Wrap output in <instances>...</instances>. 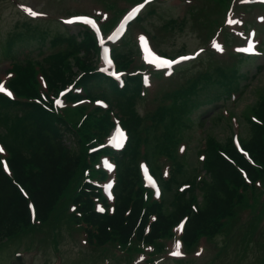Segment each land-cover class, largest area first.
<instances>
[{"label": "trees", "instance_id": "16d2710c", "mask_svg": "<svg viewBox=\"0 0 264 264\" xmlns=\"http://www.w3.org/2000/svg\"><path fill=\"white\" fill-rule=\"evenodd\" d=\"M206 1L217 7L228 4V0ZM157 5L151 4L146 15L155 12ZM206 10L203 6L192 11L194 24L204 23L202 18ZM175 26V23L166 22L164 28L172 30ZM84 36L81 40L75 36L66 38L63 49L51 54L43 69L52 87L62 86L73 78L74 61L78 70L84 72L81 82L87 91L94 97H106L122 112L131 138L126 148L114 155L118 163L114 211H97L96 199L106 201L105 196L100 188L86 181L85 175V168H90L89 175L95 177L99 173L95 165L101 154L109 152L106 148L92 153L90 147L103 141L114 124L112 110L98 108L86 112L85 107H80L74 113L78 118L86 113L85 118L81 123L76 119L75 125H69L65 117L38 103L12 101L0 95V139L7 147L12 170L11 174L5 172L0 154V239L13 238L33 228H51L59 232L64 225L74 228L75 224L83 222L89 241L95 246L104 247L102 245L117 241L126 245L130 239L154 242L158 237H172L175 225L183 217H187L183 239L188 249L202 238H214L218 233L229 236L235 230H242L245 235H253L264 216V89L260 86L258 100L242 111L245 120L242 139L256 158L257 166L238 155L231 138L226 145V150L248 168L253 178L251 184L231 162L217 153L213 142L204 164L207 175L200 179L197 165L192 171L188 170L189 150L179 158L177 149H173L191 127L197 106L215 103L229 97L233 90H242L241 59L221 62L202 57L201 61H206L207 65L188 75L189 68L186 72L179 71L180 80L187 77L184 82L187 84H180L172 89L173 92L164 94L153 116H143L136 106L138 99H144L140 77H129L127 86L120 89L109 77L94 71L98 52L96 40L87 30ZM124 45L129 52L120 49L117 58L120 65L127 67L136 51L131 37L123 40ZM31 65L30 60L19 64L12 84L22 95L39 96L35 69ZM156 96L160 98L159 94ZM251 113L263 119V123L253 122ZM143 145H146L145 151ZM162 151H169L177 169L169 181L164 180L166 187L159 202L145 197L147 189L143 185L139 160L148 159L159 173L158 160ZM183 182L191 185L180 191ZM19 184L27 189L28 196L23 194ZM251 194L255 196L256 206L250 203ZM30 199L35 203L39 224L31 221ZM72 202L77 207L74 212H70ZM238 206L241 209L251 206L248 223H241ZM152 213L157 217L146 239L143 227Z\"/></svg>", "mask_w": 264, "mask_h": 264}, {"label": "rangeland", "instance_id": "374dc122", "mask_svg": "<svg viewBox=\"0 0 264 264\" xmlns=\"http://www.w3.org/2000/svg\"><path fill=\"white\" fill-rule=\"evenodd\" d=\"M36 1L40 9L49 10L55 14L66 12L68 8L66 5L67 0ZM107 1L111 2V0ZM21 2L33 1L0 0V41L7 39L9 35L23 30L24 23H26L25 19L28 17L21 12V7L18 6ZM188 2V0H169L164 2L157 7L156 12L152 16L143 21L146 28L153 33H157L159 37L155 40L157 47L170 54H178L179 51L192 52L195 49L206 45L205 39L208 31H201L196 28L191 14L186 10ZM172 16L177 20L183 19L184 17L185 19L179 24L176 23L175 28L171 32H168L165 29H162L161 31L156 29ZM250 17L254 18L255 16L251 14ZM29 20L40 28L47 27L50 36L55 35L58 31L65 30V28L59 23H50V21H38L35 19ZM71 28L68 29L71 31H77L79 26L75 25L71 26ZM259 31L264 34V26H259ZM50 38L51 37H48L45 40L38 36L31 37L29 42H20V40H17L14 44L15 54L21 59L27 56L42 58L52 49L49 45ZM249 43L251 44V39H249ZM5 51L7 50L5 49ZM9 68H11V66L8 60H0V77H4L6 74L5 72ZM74 70L75 69H73V71ZM243 70L248 75V77H244V80L245 83L249 85V91L245 100L239 102V106L237 105L234 107L236 111L238 109V112H240V110L243 111L249 103L258 100L256 95L257 89L260 88V86L264 89V55L258 57L254 62H245ZM221 104L223 105L222 100ZM226 104H228V102ZM137 106L143 112L146 109L147 102L140 101ZM217 106L218 104L204 106L201 113L205 117L204 121L209 134L211 133V135L220 142L227 144L230 134L229 122L224 119L215 118L216 112L218 111ZM193 162L194 160L191 161L192 164ZM44 233L45 228H33L28 237L7 241L5 238L0 239V264H57L58 259H60L61 264H106L105 261L109 262L108 264H118V262L113 260L116 259L115 251L111 254H107V250L104 248L100 250V253L99 251H92L91 247L84 243L83 235H70L67 230V225H64L62 228L63 237L60 239L58 245L56 244L57 240L54 236L48 237L47 239L45 237L46 240L44 239L45 241H43V243L40 242L37 243V245L32 244V241L36 237H42ZM260 239H263L264 241L261 232L255 236L252 234L245 235L242 231L234 241L232 240L233 242H229L230 245L228 248H225L222 254L217 257L216 250L225 243V236L218 235L215 239L216 243H214V241L212 242L213 246L208 252L197 251L195 253L196 256L193 257H188V255H186L185 261H183L182 264H264V250ZM36 241L37 239L35 242ZM22 249H26V251ZM18 255L24 256L22 260L23 262L18 260ZM171 256L172 254H170V257ZM170 257L165 260V264L181 263ZM119 264H132V261L127 259L121 260Z\"/></svg>", "mask_w": 264, "mask_h": 264}, {"label": "snow or ice", "instance_id": "6c2138e0", "mask_svg": "<svg viewBox=\"0 0 264 264\" xmlns=\"http://www.w3.org/2000/svg\"><path fill=\"white\" fill-rule=\"evenodd\" d=\"M142 7V6H141ZM26 11H28V13L30 14V15H32V16H37V15H40L39 13H36V12H34V11H32L31 9H26ZM135 12H138L139 11V9H135L134 10ZM77 20L78 21H80V22H84V23H93V22H91V21H89L88 20V18H77ZM73 22H76V21H67V23H73ZM230 23H236V21H230ZM142 41H144V39L145 38H143V37H141L140 38ZM242 51H250V49H243ZM181 59H188L187 57H185V58H181ZM178 61H168V62H165L166 63V66H168V67H170L171 66V64H173V63H177ZM109 63H110V61H109ZM117 78H119V77H117ZM6 91V89L3 87V85L2 84H0V92H5ZM9 96H11V93L10 92H8L7 93ZM56 103L57 104H60L61 102L59 101V100H57L56 101ZM3 151V149L2 148H0V152H2ZM101 211H102V209H101ZM182 227V226H181ZM179 242L177 243V249H179ZM173 255H179L180 253H179V251H177V252H174V253H172Z\"/></svg>", "mask_w": 264, "mask_h": 264}]
</instances>
